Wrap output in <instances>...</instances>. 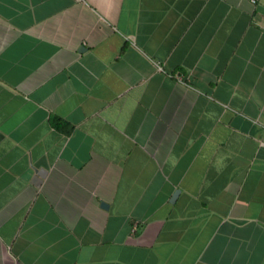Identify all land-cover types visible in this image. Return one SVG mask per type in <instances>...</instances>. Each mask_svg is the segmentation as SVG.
<instances>
[{
  "label": "crops",
  "instance_id": "crops-1",
  "mask_svg": "<svg viewBox=\"0 0 264 264\" xmlns=\"http://www.w3.org/2000/svg\"><path fill=\"white\" fill-rule=\"evenodd\" d=\"M0 264H264V0H0Z\"/></svg>",
  "mask_w": 264,
  "mask_h": 264
},
{
  "label": "trees",
  "instance_id": "trees-1",
  "mask_svg": "<svg viewBox=\"0 0 264 264\" xmlns=\"http://www.w3.org/2000/svg\"><path fill=\"white\" fill-rule=\"evenodd\" d=\"M54 125H55V127H57L58 129H63V130H65V127L63 126V122L61 121V120H59V119H54Z\"/></svg>",
  "mask_w": 264,
  "mask_h": 264
},
{
  "label": "water",
  "instance_id": "water-1",
  "mask_svg": "<svg viewBox=\"0 0 264 264\" xmlns=\"http://www.w3.org/2000/svg\"><path fill=\"white\" fill-rule=\"evenodd\" d=\"M40 176H42V175H40ZM176 194H177V193H176ZM103 206L106 207L107 205L103 203Z\"/></svg>",
  "mask_w": 264,
  "mask_h": 264
}]
</instances>
